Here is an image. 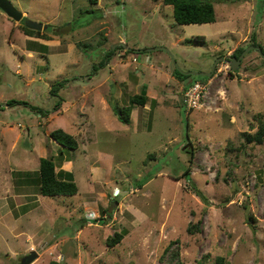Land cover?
I'll return each instance as SVG.
<instances>
[{"label":"rangeland","instance_id":"rangeland-1","mask_svg":"<svg viewBox=\"0 0 264 264\" xmlns=\"http://www.w3.org/2000/svg\"><path fill=\"white\" fill-rule=\"evenodd\" d=\"M10 2L24 17L17 23L0 11V106L9 100L27 105L0 109L2 172L8 178L11 170L23 171L24 157L32 163L24 148L46 132L49 138L63 125L86 121L77 113L80 106L95 139L86 154L80 147L65 150L81 167L75 171L78 193L53 203V222L45 220L43 213L51 211L46 206L30 218L50 225L45 235H12L0 220V264H21L32 251L38 256L31 264L53 258L61 264H175L172 250L181 264H264V143L245 145L242 137L264 124V59L251 50L235 71L230 68L232 53L254 46L252 37L264 53V0H215L216 21L201 25H178L161 0H102L99 8L88 0ZM26 21L45 25L40 37L31 38L47 49L27 41L19 28ZM215 62L210 78L188 81L207 91L198 108L187 110L185 82L173 71L208 73ZM80 76L79 84L94 78L81 87L90 100L77 96L71 107L64 86L51 93L56 82ZM143 93L147 106H136L129 125L111 109L102 111L99 102L103 97L127 107L128 98ZM57 104L70 111L46 123L39 114ZM91 169L98 176L88 183ZM197 223L190 234L189 225ZM114 233H122V240L107 246Z\"/></svg>","mask_w":264,"mask_h":264},{"label":"crops","instance_id":"crops-1","mask_svg":"<svg viewBox=\"0 0 264 264\" xmlns=\"http://www.w3.org/2000/svg\"><path fill=\"white\" fill-rule=\"evenodd\" d=\"M101 4H102V0H97V4L95 6L99 8ZM44 26L45 25L42 24V29L44 28ZM25 37L27 41H30V43H34L37 45L39 44L38 49L40 50H44L48 48V45L40 42L41 41L40 39H35V38L28 37V36H25ZM31 53L32 52L28 53V56H32ZM170 77L172 80H174V77H172L171 75ZM82 78L83 77L80 76V77H72L71 79H65L67 82L63 84L64 86L63 90L67 97L66 98L67 100L65 101L69 103V106L71 107L77 106V103L74 101V98L77 96L84 100L86 99L90 100L89 96H87V91H83L84 89L81 87H84V86L89 87V85L91 84V81L94 78H92V76L91 77L85 76L86 83L79 84V81L83 80ZM77 88L82 89V91H78ZM185 88L187 87L185 86ZM99 102L103 109L102 111L107 112L110 109L112 110V105H111L110 100L108 99L105 100V98L102 97L101 99H99ZM128 103H129V98H128ZM64 105L65 104H60V106L58 107L56 111L52 110L50 113L49 111L48 112L44 111L43 114L40 113L39 115L44 117L46 119V123H48L54 116H57V112L63 113V112L70 111L68 107H65ZM91 106H93V103L91 104ZM146 106H147V102L145 106L143 107L146 108ZM80 108H82L83 112L77 111V113L80 115V117L82 116L86 117L87 120L84 122H82L83 120L77 121L76 123H73L72 125H68V124L63 125L62 127H65V128L61 130L73 136V138L75 139L77 143V147L75 149L76 151L80 147L81 149L79 150H81L82 154H86L87 150L85 149V147H87V145H90L91 143L94 142L95 133L93 132V129H92V123H90L91 121L88 118L89 115H87V112L85 111L86 109L85 106H80ZM0 109H2V112L5 111L4 108H0ZM134 109H136V106L135 107L133 106L131 108L129 124L134 123V119H133V116L135 114ZM112 112L114 115L113 110ZM139 115L141 116V114L137 115V120H138ZM72 127L75 129H72ZM26 134H27V137H31V131L29 128H26ZM48 134L49 133L46 132V135L44 136V138L37 139L35 140V143H29L27 144L28 146L24 148L23 152L25 154L28 153L30 157L34 156V161L30 163V161L28 159H25L24 157L23 160H21L22 165H24L23 171L11 170L9 177L7 178L5 176V172L4 173L2 172V169L4 167L0 165V187H1L0 189V211H1L0 220L2 219V221L7 225V228L9 229L12 235H17V234H14L16 231L17 232L20 231L18 235H24V234L31 235L32 233L33 235H45V232L48 229V227H44L43 221L42 222L40 221V218H41L40 216L38 217V219L36 218L34 221H30V218L34 217L33 215H37V216L39 215L40 211H42L44 206L51 209L49 214L43 213V215L45 216V220L48 217L49 220L53 222L54 219H56V216H58L53 203L57 200H61L60 199L61 197H54V198L43 197L38 193L39 159L51 157L55 165V172L58 173V176L63 178L65 177V174H69L72 176V179L74 180V182H76L75 171L78 169L79 170L81 169V167L79 166V162H75L71 160V158L68 157L69 155L65 153L66 148L56 143L50 137L48 138ZM20 137H21L20 135H16L15 137L16 141H18ZM15 148L17 147L16 146L13 148L11 147L12 153L9 151L11 153V156L13 155V153H15L14 152ZM34 150L36 151L35 155H34V152H35ZM5 158L7 159L8 155L5 156ZM24 161L27 164L31 165V169L26 168ZM17 164L18 163L15 161L14 167H16ZM15 173H23V175L19 179L20 175L18 174L15 175ZM87 174H86L87 177H89L87 179L88 183H91V182L93 183V178L95 179L96 176H98L96 174L95 169H91L90 172ZM1 175L6 177L8 181L5 180L4 177H1ZM12 176H17L15 177V182L17 186L12 185V182H13ZM48 198L52 199L51 203H49L50 205H48ZM86 207L89 208V206H86ZM74 211H75V208H72V210H69L66 214L68 216H71L74 214ZM96 217H99L98 213L96 214ZM24 218L26 219L27 223L33 222V223H36V225L38 223V226L35 227L34 229H30L28 227V224L27 226H22V222L20 221H23ZM48 226H49L48 230H50L51 229L50 225ZM24 228H28L29 231H26Z\"/></svg>","mask_w":264,"mask_h":264},{"label":"trees","instance_id":"trees-1","mask_svg":"<svg viewBox=\"0 0 264 264\" xmlns=\"http://www.w3.org/2000/svg\"><path fill=\"white\" fill-rule=\"evenodd\" d=\"M155 2L159 0H153ZM215 0H161V4L163 6H171L173 10V19L175 23L178 25H189V24H211L216 21L214 3ZM91 5H96L97 0H88ZM20 30L23 32L25 36L28 37H40V30H36L31 27H27L24 23L22 26H19ZM42 31V30H41ZM53 32L58 31L52 30ZM201 38V37H200ZM203 39V38H201ZM252 44L255 46L254 38L252 37ZM261 48L263 52V48L259 45H256ZM244 47H238L233 53L231 58L238 59L240 54L243 52ZM109 55V54H108ZM108 55L106 58H109ZM174 77L180 82H185V86L188 87L191 83L188 81L191 79V76H186L185 74L179 73L178 71H173ZM208 79V78H207ZM67 81L63 80L62 82H56L53 84L50 89L51 93L57 95L60 88L63 87V84ZM147 96L143 93L142 95H134L129 98V105L127 107H118L112 106V110L117 116L118 120L123 124H129L130 120V111L133 106H145L147 102ZM7 106L11 107L14 105H27L22 101L9 100L6 102ZM59 105L54 106V111L58 109ZM33 110H37L34 109ZM48 112V111H47ZM43 114V112L41 113ZM48 114V113H46ZM245 145L255 144L261 145L264 143V124H261L258 130L254 133H245L243 134ZM50 138L54 140L56 143L61 145L62 147L75 150L77 147V143L73 136L59 129L57 131H52L50 133ZM194 152L190 153L189 166L185 169L183 176H190V168L192 166V158ZM151 157L154 155H150ZM149 156V157H150ZM38 180H39V188L38 193L43 197H72L76 196L78 193V188L76 183L73 181L72 176L69 174H65V177L61 178L58 176V173L55 172V165L51 157L41 158L39 159V170H38ZM198 195V193H197ZM201 200H206L204 197L200 198ZM252 218L250 217V220ZM199 223L196 225H189L188 232L192 234L193 230H197ZM195 227V228H193ZM123 238L122 233H114L112 237L106 239L107 246H114L118 244ZM174 243H170V246L167 247L165 252H167ZM179 253L177 251L172 250L169 256L171 262L175 260V264H181L179 262ZM220 262V259H218ZM48 264H61L55 258H53Z\"/></svg>","mask_w":264,"mask_h":264},{"label":"water","instance_id":"water-1","mask_svg":"<svg viewBox=\"0 0 264 264\" xmlns=\"http://www.w3.org/2000/svg\"><path fill=\"white\" fill-rule=\"evenodd\" d=\"M0 11L9 19L13 20L14 22H20L24 15L21 11L17 10L13 4L10 2V0H0ZM27 27H31L34 28L36 30H42V24L38 25L35 24L33 22H29L26 21L25 22ZM251 50H256L259 55L264 59V53L262 52L260 47H255V46H249L247 48H245L243 50V52L240 54L238 59L232 58L231 60V70L235 71L237 68V63L239 60H241L249 51ZM220 60V59H218ZM217 60V61H218ZM217 62L214 63V65L212 66V68L210 69V72L208 73H186V76H199V77H205V78H210L212 76V74L214 73V69L216 67ZM7 107V104H3L0 106V108H5ZM115 205L117 204V202L114 203ZM110 214V213H109ZM37 254L32 251L31 253H29L28 255H26L25 257L22 258L21 260V264H31L36 258H37Z\"/></svg>","mask_w":264,"mask_h":264},{"label":"built area","instance_id":"built-area-1","mask_svg":"<svg viewBox=\"0 0 264 264\" xmlns=\"http://www.w3.org/2000/svg\"><path fill=\"white\" fill-rule=\"evenodd\" d=\"M207 88L201 82H192L182 92V104L187 110L196 109L204 99Z\"/></svg>","mask_w":264,"mask_h":264},{"label":"clouds","instance_id":"clouds-1","mask_svg":"<svg viewBox=\"0 0 264 264\" xmlns=\"http://www.w3.org/2000/svg\"><path fill=\"white\" fill-rule=\"evenodd\" d=\"M192 83V82H191Z\"/></svg>","mask_w":264,"mask_h":264}]
</instances>
